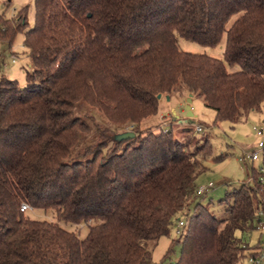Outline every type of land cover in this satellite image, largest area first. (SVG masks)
<instances>
[{"label": "trees", "instance_id": "trees-1", "mask_svg": "<svg viewBox=\"0 0 264 264\" xmlns=\"http://www.w3.org/2000/svg\"><path fill=\"white\" fill-rule=\"evenodd\" d=\"M9 3L0 44L22 31L28 66L24 86L0 77V264H146L148 242L175 220L185 224L163 259L175 245L180 256L165 264H252L264 238L258 167L211 210L197 193L208 137L141 124L172 93L200 96L215 123L264 108V0H33L30 26L28 7L9 18ZM223 36L222 58L179 46ZM81 105L134 136L115 140ZM22 203L56 220L32 219ZM80 223L84 237L66 227ZM256 228L251 245L243 235Z\"/></svg>", "mask_w": 264, "mask_h": 264}, {"label": "rangeland", "instance_id": "rangeland-1", "mask_svg": "<svg viewBox=\"0 0 264 264\" xmlns=\"http://www.w3.org/2000/svg\"><path fill=\"white\" fill-rule=\"evenodd\" d=\"M27 6V18L29 26L33 23L34 6L33 0H10L6 9V16L13 18L16 16L17 10ZM24 35L19 31L12 42L10 48L5 43L0 44V77L5 76L9 79H15L20 86L26 84L25 69L28 66V58L26 56V48L23 45ZM224 36L221 41L214 47L202 46L197 43L179 38V46L181 49L205 53L217 58H222L224 49ZM188 95H179L172 93L167 99V95H162L158 99V111L155 115L144 120L141 124L142 129H151L153 132L160 130L172 129L173 135L181 141H184L188 134L193 140H202L208 137L211 146V152L205 160L208 170L199 178V184H208L211 182L213 186L203 195V202L211 200V210H216V202L224 196L225 190L236 187L243 182L249 180L250 167L262 165V155L256 160L248 158V153L256 148L258 138L255 134L253 126L258 122V116L264 115V108L260 112H250L242 115V117L231 124L229 121H220L215 123V112L207 107L200 96L194 95L190 103L192 117L186 116L185 106L187 104L186 97ZM264 107V106H263ZM92 109V108H91ZM81 114H90L92 119L88 120L91 124L92 120L96 126H109L118 131V133L129 131L128 124H119L114 126L110 121L96 110H90L89 107L81 105L79 107ZM200 126L201 130L197 131L196 127ZM94 137L90 136L84 140L89 143ZM223 154L222 160L216 161L215 157ZM244 157L242 160L241 158ZM27 215L32 219L39 220H56L53 210H43L29 208L26 210ZM181 215V219H184ZM178 220L171 225L168 235H162L158 241H149L148 246L151 250L150 259L146 264H165L168 261L177 260L180 256L179 246L175 245L173 252L168 259H163V254L168 248L171 239L177 237L176 228ZM67 228L76 232L80 237H84L88 231V227L84 223L78 225H67ZM260 236L258 228L254 229L250 234H244L243 240L254 245ZM244 264H249L245 259Z\"/></svg>", "mask_w": 264, "mask_h": 264}, {"label": "built area", "instance_id": "built-area-1", "mask_svg": "<svg viewBox=\"0 0 264 264\" xmlns=\"http://www.w3.org/2000/svg\"><path fill=\"white\" fill-rule=\"evenodd\" d=\"M253 129L255 131V134L258 138V142L256 145V148L254 150H252L250 153H248V158L253 160H256L259 158V155H262V165L257 166L258 170L260 172V176H259V181L261 183L262 186V200H263V206L261 208V210L259 211L258 214V218L260 219V221L258 222L259 228L261 229V232H263L264 235V115H262L257 124L253 126ZM197 131L201 130L200 126L196 127ZM242 160L244 159V157L241 158ZM213 186V184L211 182H209L208 184L204 185V184H199L197 186V193H206L211 187ZM30 207L28 206L27 203H22L20 206V209L22 211H25L27 209H29ZM184 220H178V226L176 228V233L179 234L181 232L182 226L184 225ZM249 262H251L252 264H264V238L260 243V249H259V254L257 256V258H249L248 259Z\"/></svg>", "mask_w": 264, "mask_h": 264}, {"label": "water", "instance_id": "water-1", "mask_svg": "<svg viewBox=\"0 0 264 264\" xmlns=\"http://www.w3.org/2000/svg\"><path fill=\"white\" fill-rule=\"evenodd\" d=\"M157 97H160V95H158ZM166 98L169 99L168 96ZM191 101H192V96L189 94L186 97L187 104L185 106L186 116L187 117H192L193 116V112L191 111V106H190ZM132 136H134V133L133 132H131V131H124V132L115 134L114 135V139L115 140H122V139L130 138Z\"/></svg>", "mask_w": 264, "mask_h": 264}, {"label": "crops", "instance_id": "crops-1", "mask_svg": "<svg viewBox=\"0 0 264 264\" xmlns=\"http://www.w3.org/2000/svg\"><path fill=\"white\" fill-rule=\"evenodd\" d=\"M192 100H193V98H192ZM259 118H260V117L258 116V120H259Z\"/></svg>", "mask_w": 264, "mask_h": 264}]
</instances>
